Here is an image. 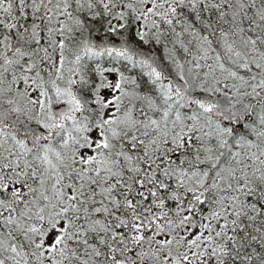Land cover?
<instances>
[{
	"label": "snow or ice",
	"instance_id": "obj_1",
	"mask_svg": "<svg viewBox=\"0 0 264 264\" xmlns=\"http://www.w3.org/2000/svg\"><path fill=\"white\" fill-rule=\"evenodd\" d=\"M0 264H264V0H0Z\"/></svg>",
	"mask_w": 264,
	"mask_h": 264
}]
</instances>
